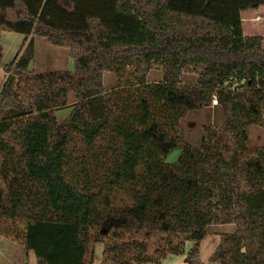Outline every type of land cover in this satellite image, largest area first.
I'll return each instance as SVG.
<instances>
[{
    "label": "trees",
    "instance_id": "obj_1",
    "mask_svg": "<svg viewBox=\"0 0 264 264\" xmlns=\"http://www.w3.org/2000/svg\"><path fill=\"white\" fill-rule=\"evenodd\" d=\"M261 6L0 0V32L29 38L0 90V237L12 264L30 253L94 264L96 245L100 264H264V148L246 147L251 128L264 130V39L245 37L240 17ZM34 37L68 49L73 70H29ZM162 69V82L145 81ZM213 97L222 126H202L193 146L183 120ZM228 225L202 262L212 228Z\"/></svg>",
    "mask_w": 264,
    "mask_h": 264
},
{
    "label": "rangeland",
    "instance_id": "obj_2",
    "mask_svg": "<svg viewBox=\"0 0 264 264\" xmlns=\"http://www.w3.org/2000/svg\"><path fill=\"white\" fill-rule=\"evenodd\" d=\"M250 25V26H249ZM252 28V29H248ZM244 31L246 34H256L259 33L264 35V21L256 24H247L245 21ZM3 40H9L3 47V50L0 54V90L5 84L7 76V71L4 66L11 62L15 52L19 49L20 43L15 40H24V37L14 33H6ZM33 49L34 55L32 63L29 66V70L35 73H48L53 71H63L73 70V60L69 57V50L64 48H58L48 44L45 39L40 37L33 38ZM25 48H23L24 50ZM21 51V53L23 52ZM20 53V54H21ZM164 70L152 71L146 75L145 81L149 83H160L164 79ZM181 82L184 85H192L195 83L196 76L190 72L184 74L181 78ZM116 80L113 75L105 73L103 75V86L106 89L113 88L115 86ZM70 102L74 101V96L70 95ZM69 109L59 110L55 113L56 119L58 121H63L68 117ZM220 108L216 106L202 108L201 110L189 112L183 120L182 127L183 133H185V140L193 146H199L201 144L200 139V128L202 126L210 127L211 129L217 130L222 126L223 118ZM250 138L246 144L248 149H262L264 148V130L258 127L251 128ZM180 154V150L175 148L166 158L167 163H175ZM233 226H216L211 230V235L207 240H205L200 247V259L202 262H207L209 255L214 251L218 243L217 234L223 232H232ZM5 241V239H4ZM2 246V243H0ZM3 245H6L3 243ZM16 245V244H15ZM189 244L186 246L188 249ZM101 253L102 247L96 245L95 255H94V264H100L101 262ZM34 255L30 253V256L24 260V264H36Z\"/></svg>",
    "mask_w": 264,
    "mask_h": 264
},
{
    "label": "crops",
    "instance_id": "obj_3",
    "mask_svg": "<svg viewBox=\"0 0 264 264\" xmlns=\"http://www.w3.org/2000/svg\"><path fill=\"white\" fill-rule=\"evenodd\" d=\"M240 17H241V23H242V32H243V35L245 37L260 36L264 39V35H261L259 33L248 35L244 31L245 21L247 24H256V23H261L264 21V6L259 7L257 10L242 11L240 13ZM248 29H252V28H248ZM4 35H7L6 32H0V54L3 50V47L6 44V42L9 41V40H3ZM15 41L20 43L19 49L15 52V55H16L17 53L20 54L21 51L23 50V48L26 47L27 42L29 41V38L27 40H21V41L15 40ZM262 45L264 47V41H263ZM33 52H34V49H33ZM14 56H13V58H14ZM31 63H32V61H31ZM30 64H29V66H30ZM5 66H4V68H5ZM29 66H28V68H29ZM0 243H2V246L0 245V264H12V260L10 259L11 258V255H10L11 254V248L9 246V243L4 241V239L2 237H0ZM3 243L6 245H3ZM29 256H30V254L28 255V257ZM204 263H206V262H204ZM163 264H184V256L171 257L168 260L164 261Z\"/></svg>",
    "mask_w": 264,
    "mask_h": 264
},
{
    "label": "built area",
    "instance_id": "obj_4",
    "mask_svg": "<svg viewBox=\"0 0 264 264\" xmlns=\"http://www.w3.org/2000/svg\"><path fill=\"white\" fill-rule=\"evenodd\" d=\"M211 104H212V106H216L217 105V99L215 97L212 98Z\"/></svg>",
    "mask_w": 264,
    "mask_h": 264
},
{
    "label": "water",
    "instance_id": "obj_5",
    "mask_svg": "<svg viewBox=\"0 0 264 264\" xmlns=\"http://www.w3.org/2000/svg\"><path fill=\"white\" fill-rule=\"evenodd\" d=\"M261 64H262V66H264V60H261Z\"/></svg>",
    "mask_w": 264,
    "mask_h": 264
}]
</instances>
